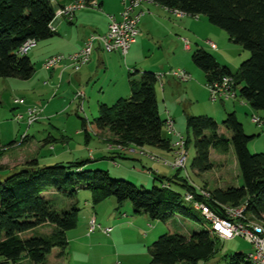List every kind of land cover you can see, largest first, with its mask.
I'll return each instance as SVG.
<instances>
[{
    "label": "trees",
    "instance_id": "1",
    "mask_svg": "<svg viewBox=\"0 0 264 264\" xmlns=\"http://www.w3.org/2000/svg\"><path fill=\"white\" fill-rule=\"evenodd\" d=\"M82 1L87 5L94 2ZM151 1L185 16H205L211 25L226 32L229 41L246 51L248 58L234 73L202 48L192 52L191 61L203 72L206 85L229 76L234 81L237 98L252 111L264 113V0ZM56 6L52 0H0V79L26 81L33 76L34 64L28 55L20 56L18 50L29 39L38 43L54 36L49 26L60 7ZM156 83V74L148 71L142 72L139 79L129 80V98L119 99L111 106L100 104L98 115L89 127L94 132L108 130L120 146L168 151L171 138L163 134L165 120L158 112ZM221 125L230 132V140L219 134L213 118L207 115L186 118L194 144L195 155L190 167L195 176L213 170L212 148L221 146L227 152L230 143L235 154L241 185L207 190L208 198L198 193L189 178L182 175V170H176L172 177H155L150 190L125 180L111 179L105 170H86L87 162L41 166L32 160L12 171L0 180V264H22L24 258L30 264H47V256L53 249L60 250L57 258L63 257L68 246L66 232L77 227L80 209L74 203L59 207L47 197L51 196L46 194L49 191L74 200L78 190H86L93 206L109 198L118 206L129 202L133 215L143 214L161 223L178 217L198 220L194 201L217 214L222 213L224 205H245L249 218L264 221V154H251L248 150V144L256 136L244 132L234 112L226 114ZM87 127V122L81 119L85 138L89 137ZM185 142L187 148L188 138ZM4 154L0 144V161ZM3 170L0 164V172ZM187 193L193 196V202L184 200ZM42 228L48 233L31 235ZM221 241L206 229L187 236L166 232L148 247L150 264H201L215 255ZM230 264L250 262L246 255L239 253L230 257Z\"/></svg>",
    "mask_w": 264,
    "mask_h": 264
},
{
    "label": "rangeland",
    "instance_id": "2",
    "mask_svg": "<svg viewBox=\"0 0 264 264\" xmlns=\"http://www.w3.org/2000/svg\"><path fill=\"white\" fill-rule=\"evenodd\" d=\"M181 18L191 19L197 21L199 24H194L191 27L187 26L190 34L188 33L189 35H187L185 33V37H183V34L181 33H173V35L167 33L164 36L163 27L156 26V29L162 33V36H160V38L162 37V42L166 47L169 48L167 51L165 50V53H168V55L166 54V59L164 60V73L175 71L174 65H180L188 58L189 64H191L196 70H198L200 74H202L200 70L192 64V54L185 56L181 55L180 53H175L173 56L172 49L175 47V43L181 40L183 42V39L187 40V44L190 42L193 43V49H195L197 46L204 47L202 43L204 44L206 41H211L215 44H218L221 51L223 50L222 57H225L224 59L227 61V64L224 65L233 72H236L240 63L248 58L249 54L246 51H244L239 45L231 43L226 32L214 25H211L205 16H183ZM201 22H203L205 25L200 24ZM189 36H191V38H189ZM40 44L41 45H39V47L42 46L41 42ZM210 53L214 55L213 52ZM39 63L40 62H35L34 64L36 74L38 75H36V77H34L33 81L30 83L36 84L35 89L43 84V82L48 81L41 70H39V66H41ZM118 65L119 64H117L115 68V73H117L116 75L119 78L120 74L118 73L120 72V68ZM161 74H163V72H161ZM112 75L113 74L110 68L107 70L97 69L96 72L91 75L90 80H84L80 83L72 82L70 85L67 84V81H63L55 97L52 96L51 98L47 96L36 95L34 97V101L37 102V104L35 105L39 106V109H42V106L45 107L39 121L34 123L28 129V131H26V127L22 122L18 123L14 120L15 114L24 113V107H19L12 111V109L15 108V106H13V100L21 98L24 99L25 95L21 94L22 92H11L10 90L5 92L2 100L0 99V144L1 148H3L5 151L4 162L6 159H8L9 162L8 165L4 167L6 170L0 172V180L4 178V172L9 173L10 171L15 170V167H12L13 163H11V161L16 158H22L23 156L27 159H39V164L41 166L51 165L49 163L55 164L72 163L76 161L81 162L93 158L95 162H89L86 164V170H106L107 167H110L109 176L111 179L125 180L139 188L143 187L146 190H150L156 175L153 176L152 174V176H149L148 172H145L142 169V166L137 161L138 158L136 156H129L126 158L122 157L120 159V157L107 149L108 143L105 140L108 138H106V136L96 135L90 130V141L86 142L81 129V119L86 120L87 125L89 126L93 119L97 117L100 94L107 89L109 77L111 78ZM129 79L133 80L134 76L133 78L130 76ZM1 81L2 80H0V82ZM18 82L21 84H26L25 82L21 81ZM189 83H194V88L198 89L199 86H202L199 84V80L195 76H193V78L188 83L177 82V87L173 88L169 101L172 102L170 109H172V112L174 113L173 116L176 118V124L174 126L176 131L180 132L181 136L188 138L189 140L186 149V170L182 171L183 173L186 172L188 176L194 181L201 183L200 178L197 179V177L193 175L190 167L195 155V151L191 133L187 132L186 129L185 114L192 116L207 115L213 118L221 128L222 132L226 133L223 136L226 139H230V132L225 130L221 124L224 117L226 116V111L232 107L233 103L227 101L224 103H221L220 101L214 103L210 100L208 92H206V100H202L200 93L201 89L200 92L197 89H187L186 86ZM30 84L24 85L26 90L29 88L28 86ZM196 85H198V87ZM159 89V84H157V92ZM78 92L85 94V103L82 105V107L80 105L82 101L75 98V95ZM36 93H39V91ZM52 99L53 102L51 103L50 107L45 110ZM39 100L41 102L38 104ZM112 104H114V102L107 105L111 106ZM159 104L161 106L160 109L162 110L163 103L160 96ZM233 106L237 111V119L243 124L245 133L249 136H256L248 144L249 152L251 154H264V113L252 111L248 105H244L245 107H243L240 99H237V102H235ZM243 108H249L248 111H252V114L248 112V115H245ZM252 115H255L263 120L262 127L259 128L251 122ZM244 120H246L245 123ZM163 130V134L166 136L165 128H163ZM80 131L81 134L78 135ZM25 135H28V139L26 142L21 143L22 137ZM49 136H51L54 140L49 145L44 146V141L47 140ZM63 140L66 141V145L63 143ZM50 147H52V150ZM133 148L136 149L135 147ZM229 148V152L226 155V170H216L215 172L212 170V172L210 171L206 173L208 174L206 176H209L206 178V182L207 187L210 190L217 187L241 185L239 171L235 164V154L232 146H229ZM111 157L113 160H111ZM213 158L216 160L215 155ZM132 172L136 173L132 174ZM118 174L124 175L126 178H120L116 176ZM217 176L219 179L225 177L226 181H223L225 184H218L216 180ZM156 184L158 183L156 182ZM47 197L52 199L61 208H66L68 202H70L69 199H64L59 196ZM89 197L90 194L86 190H78L74 197L76 207L80 209L78 214V229H74L72 232L70 231V233L67 231L66 233L70 234L69 237L84 235L86 239L83 240L81 244H71L72 249H68L65 252V264H150L148 247L152 244V242L155 241V239L165 233H158V227L163 228L164 230L165 225L162 223H157V229L151 230V228L148 226L149 224H147L144 226L143 232L138 233V230L134 228L138 225H128L130 223V219H125L121 215L126 212L125 204H130L129 202L124 203L123 207L120 209H118V205H114L113 198L106 199L102 203L95 206H93L90 202L86 205L85 202L86 200H89ZM92 206L94 208L93 210L91 209ZM87 211H90L92 213L91 216L94 215L96 217L97 223H101L102 225H105V223H110L109 220L116 221V223L111 222L110 224L114 228L113 233L108 236H104L100 232H93L94 234L91 236L87 235ZM129 215L130 214H128V216ZM196 217L198 220L178 217L177 220L170 225L174 232L186 236L201 229L209 230V223L201 218L199 212L196 213ZM122 227H127L129 230H133L134 232L138 233L139 236L136 237L131 231H128L129 233L124 232L120 234ZM45 233H48V230L46 228H42L34 230L31 235ZM252 251V246L242 238L235 237L228 240H222L217 246L215 255L208 261L201 264H230L231 256L239 253L249 255L252 253ZM59 252L60 250H58V253ZM63 257H59L57 259H61ZM22 264L30 263L28 259L24 258L22 260ZM47 264H56L54 262L53 255L47 256Z\"/></svg>",
    "mask_w": 264,
    "mask_h": 264
},
{
    "label": "crops",
    "instance_id": "3",
    "mask_svg": "<svg viewBox=\"0 0 264 264\" xmlns=\"http://www.w3.org/2000/svg\"><path fill=\"white\" fill-rule=\"evenodd\" d=\"M52 3L55 6L57 5L60 7L68 6L69 4H71L70 1H68V0H52ZM92 4L96 5V7H93ZM122 9H123L122 0H94V2L91 3L90 5H88L87 7L75 11L72 20H67L64 18H60V19L55 20L53 22L54 36L51 37L50 39L44 40L43 42L40 41L42 43V46H40V47H39V45H41V44H40V42H38V45L33 50H31L28 54V57L33 64H35V62L36 63L40 62L39 64L41 66H39V70H41V72L48 79V81L43 82V84H41L37 89H35L36 84H30L33 81L34 77H36V75H38V74H36L35 67H34V74L29 80L22 81V80H18V79H13V80H11V79H0V80H2L0 82V86H1L0 87V99L2 100L5 92H7L8 90H10L11 92H22L21 94L25 95V98L23 99L25 104H26L25 106L38 107L39 108V106L35 105V104H37V102L34 101V97L36 95L47 96V97H51V98H52V96L55 97L57 94V91L60 89L63 81H67L68 85L72 84V82L80 83V82H83L84 80L85 81L90 80L91 75H93L97 69L98 70H101V69L107 70L108 68H110L113 75L111 78L109 77V83L107 85V89L100 94V101L98 103L99 105L100 104L107 105V104H110L113 102L115 103L119 99L129 98V96H130V88H129V80L130 79H129V77L130 76L132 78L134 76V79H139L142 72L148 71V72H152L154 74H161V72H163V74L165 76L162 77L161 80L157 81V83H156V85L159 84V88H160L158 92L156 90V85H155V95H156L157 104H158V112H159V116L162 120H166L167 117H170L174 121V126H175L176 118L173 116L174 113L172 112V109H170L172 106V102L169 101V98L172 94L173 88L177 87L176 83L180 82V81L171 75H167L168 72L164 73V69H165L164 60L166 59V54L168 55V53H165V50L167 51V49H169V48L166 47L164 45V43L162 42V37L160 38V36H162V33L156 29V26L163 27L164 36L167 33H169L171 35H173V33L174 34L181 33V34H183V37H185V35H184L185 33L187 35L190 34V32L187 29V26L191 27L194 24H196V25H199V24L197 21H194L191 19H187V18L185 19V18L177 17L170 10L163 8V7L153 3L150 0L142 1L140 6L138 7V9L136 10V12H143V15L140 17V20L138 23V29H139L140 34L137 37L136 41L130 46V48L127 51V54L125 56H123L119 52L106 53L102 50V47L99 43H95L90 62L87 65L82 66L78 71H74L72 69V67L70 66V62L66 59L60 61L58 64H56L54 67H52L49 70H45L42 67L43 62L49 57L56 56V55L68 57L71 54L78 52L83 47L85 41L87 40V38L90 35H92V34L98 35V36L104 35L107 31V27H108V23H109V16L114 17L115 20H119ZM200 24L205 25L203 22H201ZM189 38H191V36H189ZM176 43H175V47L172 49L173 50V53H172L173 56L175 55V53H177V54L180 53L181 55H185V56L187 55L188 56V55L192 54V52L196 48H202L206 52H208V51L213 52L214 53L213 56L215 57V59L217 60V62L220 65L227 64V61L224 59L225 57H222V51L223 50L221 51V49L219 48V45L215 44L211 41H206L204 44L202 43V45L204 47H200V46L196 45L197 47L195 49L192 48L193 43L190 42L189 44H187L186 39H183V42L181 40V41L176 42ZM217 43H219V42H217ZM210 52H208V53H210ZM210 54H212V53H210ZM117 64H119L118 67L120 68V70H119L120 72L118 73V74H120L119 78L116 75L117 73H115V68H116ZM174 69L175 70L179 69V70H183V71L187 72L191 76V79L193 78V76L197 77V79L199 80V84L202 85V86H199V89L194 88V86H195L194 83H191V84L189 83L186 87H187V89H193V90L197 89L199 92L201 89V92H200L201 98H202V100H206V98H207L206 92H208V90L206 88L205 76L201 70H200V72L202 74H200L198 72V70H196L191 64H189L188 58H187V60H185L184 63H182L180 65L179 64L174 65ZM18 81L25 82L26 84H21ZM188 82H185V83H188ZM28 84H30V85L28 86L29 88L27 87L28 89L26 90L24 85H28ZM203 85H204V87H203ZM196 86L198 87V85H196ZM38 91H39V93H36ZM208 95H209V93H208ZM84 96H85V94H84ZM159 96L161 97V100L163 103L162 110L160 109L161 106L159 104ZM237 99L236 100H223L220 102L221 103H224L225 101L232 102L233 103L232 107H230L229 110L226 111L227 112L226 114H228L230 112H234L236 117L238 118L237 111H236L235 107L233 106L234 103L237 102ZM39 102H41V101L39 100L38 104H39ZM52 102H53V99L50 101V104L47 106V108L45 110H47L50 107ZM241 102H242L243 107H245L244 105H247L243 101H241ZM84 103L85 102L83 99L81 104H80L81 107ZM167 105H168V109H167ZM13 106H15V105L13 104ZM42 107L41 108L43 111L45 106H42ZM17 108L18 107L15 106V108H13L12 111L16 110ZM248 109L249 108H245V109L243 108V110L245 111V115H248V112H250V111H248ZM250 113L252 114V111ZM188 116H192V115L185 114V124H186V118ZM245 122H246V120H244V123ZM24 126L26 127V131H28V129L31 127L30 126L27 128V126L25 124H24ZM186 129H187V126H186ZM87 130H88V132L90 130L93 131L91 129V127H89V126L87 127ZM176 132L181 135L180 132H178V131H176ZM187 132H190V131H188V129H187ZM218 132L221 136L226 134L225 132H222L220 127H219ZM94 133L96 135L106 136V138H108L105 140L108 143L107 149L110 150V152L117 155L118 157H120V159L122 157L126 158L129 156H131V157L136 156L138 158L137 161L142 166V169L145 172L147 171L149 176H152V174H153V176L156 175L155 177H161L162 178V177H172L176 174V170H172L171 168L164 166L161 163L154 162V161L150 160L149 156L147 155V154H153V155H156L159 158H162L165 160H169V161L173 160L175 157V153L173 151V144L176 141L175 137L169 136L166 133V135L171 138V144H170V149L168 151H163V150H159V149H155V148H151V147L138 148V147H135L133 145H128V146L117 145L116 138L108 130L101 131V132H94ZM80 134H81V131H80V133H78V135H80ZM27 136L28 135H25L22 137L21 143H24L27 141V139H28ZM90 137L91 136L89 134V137L85 138L86 142L90 141ZM223 138H225V137L223 136ZM230 138H231V134H230ZM53 140L54 139L51 136H49L48 139L44 141L43 145L44 146L49 145ZM226 140H230V139H226ZM63 143L66 145V141L63 140ZM229 144L227 146L228 147L227 152H223L224 149L221 146H217L216 148H212L210 150V160L214 164V168H213L214 172L216 170H222V171L226 170V167H225L226 161H227L226 155L229 152V149H230L229 146L231 147V144L230 145ZM133 147H135L136 149H134ZM50 149L52 150V147H50ZM214 155L216 157V160H214V158H213ZM32 160H36L38 163L40 162L39 159H33V158L27 159L26 157L24 158V156H23L22 158H16V159L12 160L11 163H13L12 167L13 168L15 167V170H17L18 168L23 166L22 164H26ZM111 160H113L112 157H111ZM8 162H9L8 159H6V161L4 162V156H3V158L0 161V164L2 166L6 167L8 165ZM81 162H87V164H88L89 162H95V160H93V158H91V159H88L86 161H81ZM49 164L53 165V163H49ZM55 164H57V163H55ZM63 164H65V163H63ZM17 166H19V167H17ZM109 168L110 167H107V169L105 170L108 172V174H110ZM4 170H6V168H4ZM11 172L12 171H10L9 173H11ZM211 172H212V170H211ZM4 173H5L4 177H6L9 174L8 172H4ZM133 173H136V172H132V174ZM182 175H185L187 178H189V180L191 181L190 183L192 185H194L197 188V190L202 189L203 187L206 188L205 189L206 191L210 190L207 187V182H206L207 181L206 178L209 177V176H206L208 174L204 173V174L195 176V177H197V179L200 178L201 183L194 181L192 178H190L188 176V174L186 172L183 173V171H182ZM116 176H118L120 178H126L124 175H120V174H118ZM216 180H217L218 184H225V183H223V181L224 182L226 181L225 177H223L222 179H219L218 176H217ZM152 184H153V182H152ZM46 194L51 195L53 197L57 196L56 193L53 191H49ZM69 201L70 202H68L67 207L72 205L73 203L75 204V200H69ZM89 202H90V197H89L88 201L86 200V202H85L86 205ZM115 204L117 205L116 201L114 200V205ZM125 205H126L125 206L126 212L121 214V215L125 219H130V223L128 225H130V224H137L138 225V226L134 227L138 230V233L143 232L144 226H146L147 224H149L148 226L151 228V230H154V229H157V227H158L157 223H161L158 221L153 222L152 220H150L147 216H145L143 214L133 215L132 206L130 204H125ZM117 207H118V209H120L121 207H123V205L117 206ZM91 209L92 210L94 209L93 206L91 207ZM128 214H130V215L128 216ZM91 215H92V213L90 211L89 212L87 211V213H86L87 235L91 236L92 234H94L96 232H100L102 235L107 236V235L103 234L101 232V230H95L94 233L88 234V225H89V220L92 217ZM95 220H96V217H95ZM109 221H110V223H105V225H102L101 223H97V224L102 226V227L112 228V231L110 233V234H112L114 228L110 224H111V222L116 223V221H112V220H109ZM175 221L162 223L165 225V229L163 230V228L158 227L159 228L158 233L159 232H165V233L166 232H171V233L174 232L170 224L174 223ZM96 222H97V220H96ZM122 228L120 230V234H122L124 232L131 231L132 233L135 234L136 237L139 236L138 233L134 232L133 230H129L127 227H125L123 229ZM75 229H78V228L76 227ZM73 230H70V231L72 232ZM70 231H68V232L70 233ZM69 235L70 234L66 233V239L68 242V246H67L65 252L68 249H70V250L72 249V245H71L72 243L81 244L82 241L86 239L84 237V235H81V236L76 235V236H72V237H69ZM49 255L50 256L53 255V259H54V262L56 264H65L66 254L63 258L57 259L58 249H53Z\"/></svg>",
    "mask_w": 264,
    "mask_h": 264
},
{
    "label": "built area",
    "instance_id": "4",
    "mask_svg": "<svg viewBox=\"0 0 264 264\" xmlns=\"http://www.w3.org/2000/svg\"><path fill=\"white\" fill-rule=\"evenodd\" d=\"M142 1L144 0H122L123 9L120 14V19L115 20L114 17L109 16L107 31L104 35H90L78 52L71 54L68 57L60 55L49 57L43 62L42 67L45 70H49L60 61L66 59L70 62L72 69L78 71L82 66L87 65L90 62L95 43H99L102 50L106 53L119 52L125 56L130 46L136 41L140 34L138 23L143 12H136V10ZM87 6L88 5L84 1L78 0L72 2L68 6L58 7L55 10L53 22L60 18L72 20L75 11ZM92 6L96 7L94 4H92ZM171 12L177 17L185 16L182 12L177 10ZM53 22L49 26L52 32L54 31ZM36 46L37 42L33 39H29L19 48L18 54L20 56H26ZM167 75H171L183 83L191 80V76L183 70L171 71L168 72ZM164 76V74H156L157 81H160ZM206 88L212 102L237 99V91L235 89L234 81L229 76H224L219 80L206 85ZM75 98L82 101L84 99V94L78 92L75 95ZM13 104L18 108L24 107V113L15 114L14 120L18 123L23 122L27 128L37 122L43 113L42 109H39L38 107L25 106L26 104L23 99H15L13 100ZM251 122L259 128L263 125V120L255 115L251 116ZM164 128L167 135L176 138V141L173 144V151L175 153L174 159L169 161L153 154L147 155L150 160L161 163L172 170L185 171L187 162L185 138L176 132L174 121L170 117L166 118ZM197 191L204 198L209 197L206 190L198 189ZM184 200L186 202L194 201L193 196L188 193L185 194ZM193 206L200 212L203 219L209 223V230L214 236L222 240H228L235 237L246 240L253 249L251 254L246 255V260H248L250 264H264V221L249 218L247 216L245 205L221 206L222 213L220 214L211 211L201 202L194 201ZM97 229L101 230V232L107 236L112 231V228L110 227H102L98 225L95 217L92 216L89 220L88 234H92Z\"/></svg>",
    "mask_w": 264,
    "mask_h": 264
}]
</instances>
